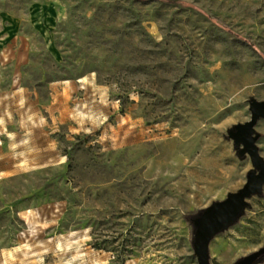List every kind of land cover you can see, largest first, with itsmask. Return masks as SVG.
I'll return each instance as SVG.
<instances>
[{
    "label": "rangeland",
    "instance_id": "1",
    "mask_svg": "<svg viewBox=\"0 0 264 264\" xmlns=\"http://www.w3.org/2000/svg\"><path fill=\"white\" fill-rule=\"evenodd\" d=\"M174 1L0 0V264H197L193 219L256 171L227 134L264 100V0ZM246 201L209 264L264 247Z\"/></svg>",
    "mask_w": 264,
    "mask_h": 264
},
{
    "label": "water",
    "instance_id": "2",
    "mask_svg": "<svg viewBox=\"0 0 264 264\" xmlns=\"http://www.w3.org/2000/svg\"><path fill=\"white\" fill-rule=\"evenodd\" d=\"M248 109L249 119L235 124L227 135L235 146H240L238 155L247 154L256 171H248L244 184L237 191L227 193L224 199L213 202L193 219V251L197 264H209L210 239L235 221L247 206L246 199L251 195L260 194L264 184V158L258 152L256 141L259 134L255 132L257 121L264 119V100L251 99ZM263 254L264 247H261L233 264H254Z\"/></svg>",
    "mask_w": 264,
    "mask_h": 264
},
{
    "label": "trees",
    "instance_id": "3",
    "mask_svg": "<svg viewBox=\"0 0 264 264\" xmlns=\"http://www.w3.org/2000/svg\"><path fill=\"white\" fill-rule=\"evenodd\" d=\"M155 1L166 2V3H172V4L178 5V6H180V7L194 8V6H193L192 4H189V3H186V2H183V1H174V0H155ZM204 15H206V16L210 19V21H212L213 23H216L218 26L222 27V28H223L224 30H226L227 32L232 33L231 29H230L227 25L222 24L221 22H219V21H218L215 17H213L212 15H209V14H207V13H204ZM233 34H234V33H233ZM235 36L239 37V36L236 35V34H235ZM239 38H241V37H239ZM250 45H251L252 47H254L252 43H250ZM260 55L264 58V54L261 53Z\"/></svg>",
    "mask_w": 264,
    "mask_h": 264
}]
</instances>
